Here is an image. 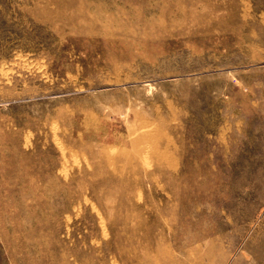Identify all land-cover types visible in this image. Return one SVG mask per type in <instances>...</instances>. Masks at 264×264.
I'll list each match as a JSON object with an SVG mask.
<instances>
[{"label": "rangeland", "instance_id": "obj_1", "mask_svg": "<svg viewBox=\"0 0 264 264\" xmlns=\"http://www.w3.org/2000/svg\"><path fill=\"white\" fill-rule=\"evenodd\" d=\"M0 264H264V0H0Z\"/></svg>", "mask_w": 264, "mask_h": 264}]
</instances>
